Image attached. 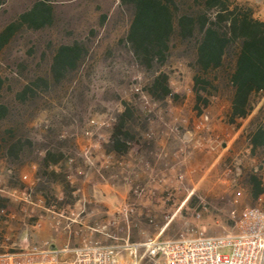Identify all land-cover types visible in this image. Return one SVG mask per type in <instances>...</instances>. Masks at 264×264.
Here are the masks:
<instances>
[{
	"label": "rangeland",
	"instance_id": "obj_1",
	"mask_svg": "<svg viewBox=\"0 0 264 264\" xmlns=\"http://www.w3.org/2000/svg\"><path fill=\"white\" fill-rule=\"evenodd\" d=\"M38 1L0 7V252L87 238L115 246L120 264H161L162 243L233 234L244 209L264 211V194L253 196L264 148L247 144L264 93L231 125L221 72L196 102L193 41L174 33L163 60L146 65L127 43L133 11L120 0H54L50 23L33 29L20 18ZM228 4L264 22V0ZM61 47L76 50L71 67L55 66Z\"/></svg>",
	"mask_w": 264,
	"mask_h": 264
},
{
	"label": "trees",
	"instance_id": "obj_2",
	"mask_svg": "<svg viewBox=\"0 0 264 264\" xmlns=\"http://www.w3.org/2000/svg\"><path fill=\"white\" fill-rule=\"evenodd\" d=\"M52 1L39 0L21 16L22 23L33 29L49 24L51 16L46 5ZM191 1L215 14L209 17L204 11L197 15L181 12L173 0H120L133 11L127 43L138 61L150 65L154 60H163L174 33L182 41H193L194 66L198 69L192 79L196 102L203 99L200 91L207 93V77L221 72L231 95L228 122L233 125L236 119L250 114L253 97L264 93V22L256 20L249 9L230 6L228 0ZM5 2L0 0V7ZM76 59L74 48L61 47L54 63L71 67ZM154 87L161 97L170 94L163 75L155 78ZM247 144L252 154L264 148V119L248 134ZM261 185L253 184L255 199L264 194ZM6 202L0 196V210Z\"/></svg>",
	"mask_w": 264,
	"mask_h": 264
},
{
	"label": "built area",
	"instance_id": "obj_3",
	"mask_svg": "<svg viewBox=\"0 0 264 264\" xmlns=\"http://www.w3.org/2000/svg\"><path fill=\"white\" fill-rule=\"evenodd\" d=\"M237 232L182 238L161 244V264H264V211L244 209ZM115 246L83 239L76 248L55 249L48 243L0 252V264H120Z\"/></svg>",
	"mask_w": 264,
	"mask_h": 264
}]
</instances>
